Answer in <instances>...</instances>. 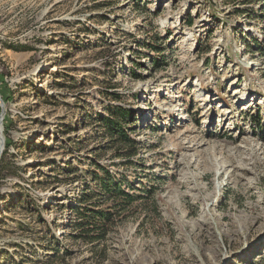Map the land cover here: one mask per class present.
<instances>
[{
    "label": "rangeland",
    "instance_id": "374dc122",
    "mask_svg": "<svg viewBox=\"0 0 264 264\" xmlns=\"http://www.w3.org/2000/svg\"><path fill=\"white\" fill-rule=\"evenodd\" d=\"M0 103V264H264V0H0ZM93 162L145 197L85 241Z\"/></svg>",
    "mask_w": 264,
    "mask_h": 264
},
{
    "label": "trees",
    "instance_id": "16d2710c",
    "mask_svg": "<svg viewBox=\"0 0 264 264\" xmlns=\"http://www.w3.org/2000/svg\"><path fill=\"white\" fill-rule=\"evenodd\" d=\"M250 1V0H244ZM261 1V0H257ZM257 44L258 42L254 40ZM16 49H26L25 46H20ZM132 119L130 109L119 105H109L105 115H97L96 121L99 127L104 131L106 136L118 142L126 155L127 162H130L131 157H134L138 151L137 142L131 138L126 128V123ZM122 153V152H121ZM1 163V161H0ZM94 169L88 172L89 177L94 182L96 191L105 194L107 198L113 200L112 210L106 207H98L95 200H91L93 192L85 186L81 191L80 203L73 206L75 219L72 220L73 227L72 237L80 238L85 241H93L103 236L106 222L111 221L112 213L120 211L126 204H129L138 195L139 204H144L145 193L132 194L124 190L122 184L129 186L128 180L120 176L117 172H112L106 165L98 162L92 163ZM147 189L145 192H148ZM110 206V207H111Z\"/></svg>",
    "mask_w": 264,
    "mask_h": 264
},
{
    "label": "water",
    "instance_id": "95a60500",
    "mask_svg": "<svg viewBox=\"0 0 264 264\" xmlns=\"http://www.w3.org/2000/svg\"><path fill=\"white\" fill-rule=\"evenodd\" d=\"M0 108H1V103H0ZM1 148H2V138L0 136V151H1Z\"/></svg>",
    "mask_w": 264,
    "mask_h": 264
}]
</instances>
